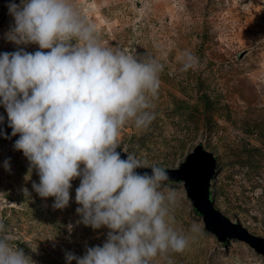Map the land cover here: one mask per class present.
<instances>
[{"label":"rangeland","instance_id":"obj_1","mask_svg":"<svg viewBox=\"0 0 264 264\" xmlns=\"http://www.w3.org/2000/svg\"><path fill=\"white\" fill-rule=\"evenodd\" d=\"M74 2L104 46L164 65L151 109L155 119L144 130L123 127L119 149L149 166L175 169L201 146L216 159L210 185L215 208L243 232L264 239V0ZM8 3L0 0V53L17 51L6 39L14 23ZM184 51L199 59L188 72L181 71ZM0 116L8 125L3 106ZM5 137L0 135V223L12 243L34 264H68L66 253L82 257L87 248L102 246L109 230L85 226L76 212L79 178L71 182L69 205L54 209V198H41L32 187L39 176L15 150L19 137ZM164 184L177 192L171 227L189 243L182 253L157 256L151 264H264V256L245 241L222 243L207 232L182 183ZM193 222L200 225L198 233L191 231Z\"/></svg>","mask_w":264,"mask_h":264},{"label":"clouds","instance_id":"obj_2","mask_svg":"<svg viewBox=\"0 0 264 264\" xmlns=\"http://www.w3.org/2000/svg\"><path fill=\"white\" fill-rule=\"evenodd\" d=\"M7 8L14 23L6 39L17 51L0 53V106L11 135L19 136L14 148L29 171L36 170L39 183L32 187L41 198L66 208L71 182L79 178L80 222L109 230L103 245L82 257L66 253L68 264H151L157 256L182 253L189 241L171 227L177 192L164 184L168 172L131 153L122 159L117 151L123 127L144 130L155 119L151 109L164 65L104 46L74 0H9ZM28 45L38 50L21 47ZM179 60L182 72L199 64L189 51ZM191 231L198 233L200 225L193 222ZM12 239L0 223V264H34Z\"/></svg>","mask_w":264,"mask_h":264},{"label":"water","instance_id":"obj_3","mask_svg":"<svg viewBox=\"0 0 264 264\" xmlns=\"http://www.w3.org/2000/svg\"><path fill=\"white\" fill-rule=\"evenodd\" d=\"M2 136H12V129L5 123H0ZM122 159L127 158L121 149L117 148ZM216 159L213 154L205 151L201 146H196L185 161L175 169H166L169 180L164 183H182L186 197L192 204L194 211L201 217L204 229L214 235L218 241L227 239L245 241L257 253L264 256V239L243 232L240 225L232 222L221 214L214 206L210 196V185L214 178ZM138 173L150 172L149 168H139Z\"/></svg>","mask_w":264,"mask_h":264}]
</instances>
